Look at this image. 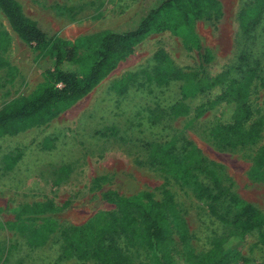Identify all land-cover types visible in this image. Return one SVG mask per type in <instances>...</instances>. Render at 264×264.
<instances>
[{
    "label": "trees",
    "instance_id": "trees-1",
    "mask_svg": "<svg viewBox=\"0 0 264 264\" xmlns=\"http://www.w3.org/2000/svg\"><path fill=\"white\" fill-rule=\"evenodd\" d=\"M63 12L61 7H55ZM0 12L9 28L41 61V79L26 95L10 99L0 107V137L15 135L31 127L46 124L61 111L88 94L117 63L131 53L151 33L167 31L180 34L191 21L217 20L219 0H143L129 20L115 28H105L63 40L49 34L43 26L26 16L17 0H0ZM237 50L225 69L207 73L176 66L161 48L155 49L148 67L124 74L111 83L118 95L138 79L162 87L179 83L178 98L166 106L154 104L146 114L148 125L164 119L193 113L195 117L219 107L210 130L212 141L221 147L253 144L260 137L264 116L255 117L250 94L255 84L264 86V0H243L236 12ZM258 36L260 46L257 47ZM8 42L0 30V51ZM201 65L211 60L209 50L197 44ZM0 54V69L8 67ZM156 87V89H158ZM160 91V89H158ZM199 98L191 106L188 101ZM144 163L165 173V182L173 180L188 187L205 207L218 228L208 236V248L193 254L184 212L174 194L163 187L160 198L150 191L121 195L105 190L101 198L113 209L99 211L78 225L60 226L48 216L68 204L57 207L51 199L16 203L10 211L12 221L1 226L22 235L31 248L42 245L58 230L59 257H75L76 264H171L176 237L187 249L188 264H264L240 253L246 236L255 234L264 248V213L224 185L218 166L202 156L199 149L183 137L172 143L145 141ZM13 159L6 166L12 165ZM247 177L264 181V145L253 155ZM96 184L100 178L93 180ZM174 243V244H173ZM171 244V246H169Z\"/></svg>",
    "mask_w": 264,
    "mask_h": 264
},
{
    "label": "rangeland",
    "instance_id": "rangeland-1",
    "mask_svg": "<svg viewBox=\"0 0 264 264\" xmlns=\"http://www.w3.org/2000/svg\"><path fill=\"white\" fill-rule=\"evenodd\" d=\"M24 14L39 22L49 34L63 40L126 22L143 0H17ZM221 15L217 20H194L178 35L167 31L149 34L88 94L61 111L44 125L31 127L15 135L0 137V264H76L75 257L60 259L58 230L46 241L31 248L22 235L1 224L12 221L10 208L16 203L51 199L59 210L48 214L62 226L78 225L99 211L113 209L101 198L105 190L129 195L142 190L160 198L168 188L184 212L193 254L208 248L211 230L218 228L204 205L188 187L170 180L165 173L144 163L145 141L172 143L183 137L190 140L202 156L218 166L222 183L235 194L264 213V181L248 179L247 170L253 155L264 145V126L253 144L241 147L216 145L210 130L219 107L199 117L188 113L148 125L145 118L154 104L166 106L178 98L179 83L157 87L138 79L125 93L118 95L110 86L121 76L148 67L155 49H163L173 63L185 69L215 73L227 68L237 50L236 12L243 0H219ZM61 7L63 12L57 11ZM0 30L7 33V46L0 54L9 66L0 69V107L29 93L41 79V61L32 48L9 28L0 12ZM258 36L257 47L260 46ZM206 47L211 55L201 65L196 45ZM261 76L264 78V67ZM160 89V91L158 89ZM199 98L188 101L193 106ZM250 101L255 117L264 116V86L251 90ZM221 108V107H220ZM13 159L12 165L6 166ZM100 178L98 184L93 180ZM171 264H188L185 246L174 237ZM173 243V244H174ZM171 246V244H169ZM172 247V246H171ZM189 250V249H188ZM240 253L253 260L264 259V248L255 234L246 236ZM85 264H94L87 261Z\"/></svg>",
    "mask_w": 264,
    "mask_h": 264
}]
</instances>
